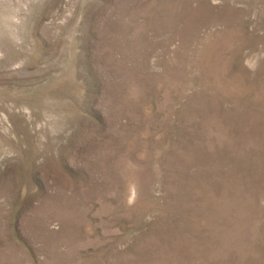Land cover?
Here are the masks:
<instances>
[{
	"label": "rangeland",
	"instance_id": "obj_1",
	"mask_svg": "<svg viewBox=\"0 0 264 264\" xmlns=\"http://www.w3.org/2000/svg\"><path fill=\"white\" fill-rule=\"evenodd\" d=\"M0 264H264V0H0Z\"/></svg>",
	"mask_w": 264,
	"mask_h": 264
}]
</instances>
